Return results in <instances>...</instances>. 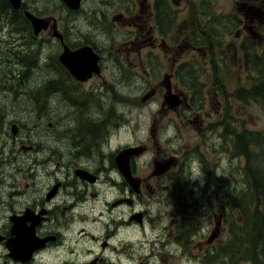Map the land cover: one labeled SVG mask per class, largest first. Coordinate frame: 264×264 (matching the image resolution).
I'll use <instances>...</instances> for the list:
<instances>
[{
  "label": "rangeland",
  "instance_id": "obj_1",
  "mask_svg": "<svg viewBox=\"0 0 264 264\" xmlns=\"http://www.w3.org/2000/svg\"><path fill=\"white\" fill-rule=\"evenodd\" d=\"M118 1L87 0L81 12L71 14L59 1L41 0L43 14L56 20L69 38L105 42L102 35L107 36L106 44L94 43L104 56V72L84 85L64 73L58 61L62 49L54 43L41 44L24 38L16 54L4 55L16 62L14 72L0 71V137L11 147L10 184L12 181L20 191V186H26V179L33 174L38 175V180L31 189L44 190L54 178L69 175L65 171L54 172V168L67 169L79 164L89 166L92 171L104 168L103 171L117 179L116 165L110 164L111 157L127 147L144 146L147 150L134 159L133 168L141 178L154 175L152 183L157 186L136 198L133 206L117 209L112 204L122 188L106 183L105 191L97 192L98 197L88 203L92 211L87 222L78 224V229L87 228L96 237L95 240L91 236L80 238L78 251L82 260L103 253L112 261L121 259L122 264H148V261L151 264H252L239 258L250 252L243 251L246 239L239 228L240 208L234 204L249 203V186L242 175L245 158L238 155L242 146L237 143V137L263 131L264 109L262 101L239 100L235 92L252 88L255 81H264V25L252 22L256 19L253 10L263 9L260 0H191L199 9L198 24H202V31L207 33L204 51L185 53V48L177 47L179 59L173 62L167 56V49L162 47L161 39L158 48L144 52L146 58L142 63L136 57V47L118 46L128 40L125 37L128 28L113 21L121 12L115 6ZM110 2L112 6L107 7ZM161 2L166 4L162 10L168 8L165 0ZM4 5L0 0V7ZM7 17V12L0 15V25L6 24ZM194 17L191 9L177 10V36L183 38L184 31L200 34V27L194 26ZM161 24L168 22L162 20ZM194 38L196 46H200L199 36L194 35ZM122 54H128L129 59L121 58ZM2 57L0 54L1 62ZM173 66L179 73L173 83L191 100L196 97L195 114L185 118L192 119L190 122L175 114L163 118L159 113L166 93L161 83ZM50 81H60L55 84L63 91L49 93ZM103 82L112 83L123 93L120 96L118 91H112L106 97L107 104L111 103L114 111L119 109L116 106L124 107L119 110L121 116L116 111L117 116L107 133L98 132L95 141L84 144L79 134H89L96 129V124L84 116L89 115L90 108L105 104V97L97 92ZM156 86L158 94L143 101L147 92ZM155 117L159 123H167V129L156 135V139L151 132ZM83 119V128L78 127ZM69 121H73L71 130L67 128ZM202 121L203 124L199 123ZM11 123L19 127L15 138L10 131ZM155 141L164 153L157 150ZM28 146H35V152L23 149ZM83 147L93 153L89 158L79 157ZM171 155L176 164L162 176L155 175L159 163L169 161ZM200 173L202 176L193 180ZM104 177L105 174L100 179ZM101 188L102 185L96 186L95 190ZM95 190L92 187L90 192ZM26 199L18 197L17 201ZM139 211L145 214V229L134 222L124 226L125 231H119L126 244L123 246L111 231L117 232L119 219L129 223L130 217ZM110 215L117 221L110 222ZM171 221L176 234L168 237L162 234V229ZM217 223H220V234L210 243ZM229 240L228 249L222 250ZM104 241L110 245L103 252ZM88 249L92 254H87Z\"/></svg>",
  "mask_w": 264,
  "mask_h": 264
},
{
  "label": "flooded vegetation",
  "instance_id": "obj_2",
  "mask_svg": "<svg viewBox=\"0 0 264 264\" xmlns=\"http://www.w3.org/2000/svg\"><path fill=\"white\" fill-rule=\"evenodd\" d=\"M54 1H59L69 13L76 14L82 11L87 0H82L81 8L78 11L70 10L63 0ZM3 2H5V5L0 7V15L6 14L7 12L8 19H6V24L0 25V54H3L2 62L0 59V71L14 72L12 68L14 65H16V62H13L10 56L6 58L4 55L9 52L16 54L18 48L24 43L22 39L26 38L34 39L37 43L41 44L46 42L54 43L58 48L60 47L62 49L60 55L64 53L66 48L72 52L80 51L83 48H90L97 58V63L95 62L96 68L92 70L91 76H89L86 81L82 82L76 80L66 69V67L60 63V55L58 56L59 64L65 74H68L72 79L82 85L86 84L95 77L102 76L104 72V56L102 51L98 49L97 45L94 43L101 45L106 44L108 41L106 35H102L105 42L97 40L87 41L84 39L74 40L69 38L63 29H60V25L56 20H53L51 16L48 17L47 15L43 14V5L41 0H22L19 9H14L9 0H3ZM165 3H167L168 8L166 7L163 10L162 6H166V4L162 3L161 0H119L115 3V6L119 8L121 12L113 17V21H119L120 25L128 28V32L125 36L128 38V40L120 43L118 46L125 47L126 49H129L130 47H136V57L141 63L146 58L144 52L146 50L154 51L156 48H158L160 44L159 41L161 39L163 41L162 47L167 49V56L170 60H173V62H176V60L179 59L177 58V47L179 49L185 48V53H187L189 50H194L196 52L204 51L203 47L206 46L208 40L207 33L205 30L202 31L203 25L198 24L197 18L199 9L196 8L195 5H192L193 1L165 0ZM259 3L264 9V0H260ZM108 4L109 5L107 7L112 6V2ZM189 9H191L195 14L194 26L197 28L200 27V34L197 32L189 33L188 31H184L183 38H180L181 35L177 36L175 32L176 12L177 10L187 11ZM263 9L259 11L253 10L256 19H252V22H257L259 26L264 25L261 22L263 19L262 16L264 17ZM27 14L46 20L47 28L42 29L40 33L36 34L34 26L29 20ZM162 20L167 21L168 24H161ZM46 34H48V36H44ZM193 34L199 36L197 40L199 41L201 47L196 46L197 44L194 42L195 38ZM19 51L21 52V50ZM131 52L134 54V51ZM120 57L129 59L128 54L125 56L122 54ZM154 59L155 58H153V60ZM107 68L108 66L106 69ZM148 69L151 68L149 67ZM169 72V74L164 76L165 82H162L161 86L169 84L171 86V93L179 96L180 104L175 108L167 104L165 102V97L167 96V91L165 89L166 93L164 95L163 103L160 104L159 113L163 114V118L169 114H175L176 117H181L183 121L190 122L192 119L185 118L195 114L194 107L197 105L196 97L191 100L189 96L181 92L173 83L175 76H179L175 66L170 67ZM58 82L60 81L55 83ZM55 83L54 81L49 82V85H51L49 93L52 92L54 94L61 91V88ZM215 88L218 89L216 84ZM158 89V86L150 89V92H147V95L143 101L156 96L158 94ZM112 91H118L121 93L117 87L112 86V83L103 82L102 84L98 85L97 92L101 93L105 97V104L90 108L89 115L84 116V119L89 118L96 124L95 132L83 135L79 134L78 138H80L84 144L95 141L97 137L96 133L101 132L105 134L109 131V125L113 123V118L117 116L116 111L121 116L119 110H122L121 108H123L124 105L120 107L116 106L119 109L114 107L117 109L114 111L112 104H107L106 97L110 95ZM88 94L90 95L91 93ZM94 94L97 93H93V95ZM122 94L123 93H121L120 96H122ZM217 95H219V90H217ZM116 104L117 103L114 105ZM187 110L188 113L186 112ZM218 113H220V110H218ZM98 115H100V120H97ZM107 116H109L108 120L106 119ZM156 118L157 117L153 119V128L151 129L152 136L155 139L160 133L167 129V123H159L158 119ZM84 119L80 121L78 127L81 126L83 128ZM199 123L203 124L204 122L202 121ZM9 126L12 136L15 138L19 133V127L15 123H11ZM14 127H17V133ZM67 128L70 130L73 128V121H69ZM104 139H106V137ZM157 142L158 141H155L154 144L158 145ZM139 147L143 148L146 152L147 149L144 146ZM128 148L133 147H127L125 149ZM23 149L35 152L36 147L28 146L23 147ZM80 150L81 152H79L78 155L81 158H89L93 154L91 153V150L87 149L86 147H83ZM157 150L161 153H164V149L160 145H158ZM10 151L11 147L9 142L0 137V264H122L121 259L117 258L115 261H112L104 257L103 253H98L87 260H82L81 254L78 251L80 238L82 236H91V238L95 240L96 237L91 235L87 228L78 229V224L81 221L85 223L87 222L89 219V214L92 211V209L89 207L90 204L88 203L91 199L95 200L98 197L97 192L102 193L105 191V187H107L106 183H114L122 188V193L119 197H116L114 203L112 204V207L120 209L128 205L133 206L136 202V198L143 196V193H145L147 189L154 190L155 186H157V184L155 185L152 183V177L154 175L145 178L139 177L136 169L133 168L135 162L134 159L136 158L133 157L131 159V174L133 178L139 181L137 191H134L117 166V179H115L111 176V173L103 171L105 170L104 168H100L97 171H92L89 166H85L84 164H79L78 167L72 166L73 168L67 169L60 167L54 168V172L65 171L69 175L62 179L54 178L49 184L46 185L44 190L31 189L33 186H35V182L38 180V175L31 174V178H28L25 181L26 186L22 187L19 185L21 189L18 191L17 188L14 187L12 181L10 184V180H8L12 172L11 167L8 166V162L10 160ZM121 151H119L118 154ZM116 156L113 158L111 157V166H114L113 163H115ZM171 157L172 158L169 161L165 160L164 163H159L155 169V175L162 176L173 165L176 164V159H174L175 157L172 155ZM78 171H83L84 174L77 173ZM103 174H105L106 177H104V180H101L100 177ZM48 176L49 175H47V177ZM92 176L95 177L94 182L88 179L89 177L92 178ZM101 185L103 188L95 190L96 186ZM92 187L95 190L94 192H90ZM29 191L31 192L29 193ZM107 191L109 192L108 189ZM128 195H131V197ZM18 197H26L27 199L18 203ZM88 208L90 211L87 210ZM140 213L142 215L139 218H136L135 215ZM110 218L112 219L110 222L114 223L117 221L113 218V215H110ZM94 220L96 221V219ZM145 220V214L140 211L135 212L130 217L129 223L119 219L116 227L117 232L116 230L111 231L113 232L112 235H115L118 241L124 246L126 244L122 240V237H120L119 231H125L123 227L129 226L133 222L141 227V229L144 231L146 226L144 223ZM147 225H149V222H147ZM117 234H119V236H117ZM162 234H167L168 237L175 236L176 231L173 221H171L168 226L163 227ZM110 237L111 235H107V238ZM33 240L35 241V244H39L43 240L45 242L42 244V247L32 251L29 246L33 244ZM108 245H110L108 241H104L101 246V251L104 252ZM115 249L117 250V248ZM87 254H92V250L88 249ZM148 262V264H151L150 261Z\"/></svg>",
  "mask_w": 264,
  "mask_h": 264
},
{
  "label": "trees",
  "instance_id": "obj_3",
  "mask_svg": "<svg viewBox=\"0 0 264 264\" xmlns=\"http://www.w3.org/2000/svg\"><path fill=\"white\" fill-rule=\"evenodd\" d=\"M235 95L239 100H260L264 109V81L260 83L255 81L252 88L240 89ZM237 138L240 140L237 143L242 146L240 151L237 150L238 155L245 158L242 175L249 186L247 188L249 203L234 204L240 208L239 228L246 239L243 251L250 252L247 256L239 258L252 264H264V129L262 132L243 133ZM230 242L231 240L226 243L225 249L222 247V250L226 251Z\"/></svg>",
  "mask_w": 264,
  "mask_h": 264
},
{
  "label": "water",
  "instance_id": "obj_4",
  "mask_svg": "<svg viewBox=\"0 0 264 264\" xmlns=\"http://www.w3.org/2000/svg\"><path fill=\"white\" fill-rule=\"evenodd\" d=\"M12 4L14 9H19L22 0H9ZM64 3L67 5V7L73 11H78L81 8V2L82 0H63ZM29 20L32 22L34 26L35 33L38 34L42 31V29L47 28V21L44 19L36 18L30 14H27ZM60 62L69 70L70 74L76 78L78 81H86L89 76H91L92 70H94L97 63V58L93 54L92 50L90 48H83L80 51L72 52L69 49H65L64 53L61 54L59 58ZM96 62V63H95ZM167 89V96L165 97V102L169 104L171 107L175 108L178 107L179 102V96L174 95L171 93V86L165 85ZM17 133V127H14ZM144 151L143 148H128L123 151H121L116 157H115V163L120 170V172L123 174V176L127 179L130 186L134 189V191H137V186L139 184V181L135 178H133L131 174V159L134 156H139ZM77 173L84 174L83 171H78ZM89 175V174H85ZM88 178V177H87ZM92 182L95 181V177L92 176V178H88ZM130 202V201H128ZM141 215L137 214L136 218H139ZM220 223L216 224V229L213 231L209 238V242H213L216 237L220 234L219 230ZM33 232V231H32ZM45 241L43 240L39 244H35V241L33 240V244L29 246L32 251L35 249H38L42 247L43 243ZM23 252V251H22Z\"/></svg>",
  "mask_w": 264,
  "mask_h": 264
},
{
  "label": "clouds",
  "instance_id": "obj_5",
  "mask_svg": "<svg viewBox=\"0 0 264 264\" xmlns=\"http://www.w3.org/2000/svg\"><path fill=\"white\" fill-rule=\"evenodd\" d=\"M201 176H202V173H200L199 176L193 180H196V179L200 178Z\"/></svg>",
  "mask_w": 264,
  "mask_h": 264
}]
</instances>
